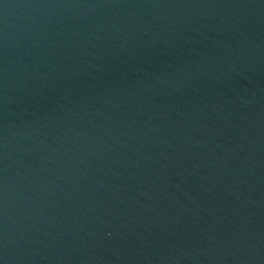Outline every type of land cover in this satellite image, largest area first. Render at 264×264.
Wrapping results in <instances>:
<instances>
[{
	"label": "water",
	"instance_id": "water-1",
	"mask_svg": "<svg viewBox=\"0 0 264 264\" xmlns=\"http://www.w3.org/2000/svg\"><path fill=\"white\" fill-rule=\"evenodd\" d=\"M0 264H264V0H0Z\"/></svg>",
	"mask_w": 264,
	"mask_h": 264
}]
</instances>
